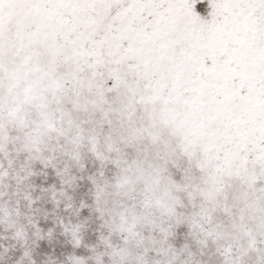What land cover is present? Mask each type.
Masks as SVG:
<instances>
[{"label": "snow or ice", "instance_id": "6c2138e0", "mask_svg": "<svg viewBox=\"0 0 264 264\" xmlns=\"http://www.w3.org/2000/svg\"><path fill=\"white\" fill-rule=\"evenodd\" d=\"M0 264H264V0H0Z\"/></svg>", "mask_w": 264, "mask_h": 264}]
</instances>
